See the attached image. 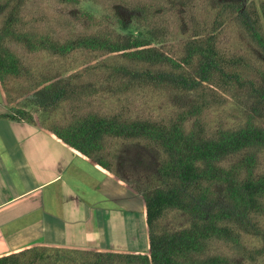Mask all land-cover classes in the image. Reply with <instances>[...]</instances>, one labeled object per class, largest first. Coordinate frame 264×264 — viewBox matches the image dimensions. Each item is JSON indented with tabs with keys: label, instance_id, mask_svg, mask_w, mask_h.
Here are the masks:
<instances>
[{
	"label": "trees",
	"instance_id": "1",
	"mask_svg": "<svg viewBox=\"0 0 264 264\" xmlns=\"http://www.w3.org/2000/svg\"><path fill=\"white\" fill-rule=\"evenodd\" d=\"M28 1L0 0L2 115L39 124L135 191L147 250L33 245L1 253L0 264L264 263V173L258 167L264 152V0H201L199 14L192 0H52L68 7L78 25L63 37L26 22L24 31L16 28ZM81 2L107 3L100 7L115 23L79 10ZM189 11L197 22L186 35ZM167 16L174 20L166 22ZM227 28L239 33L234 52L220 44ZM7 42L54 59L55 67L34 71ZM23 76L24 88L15 87L14 79ZM218 90L242 104L246 115L235 127L207 133L202 113L222 102ZM157 92L169 94L171 111L155 119L125 106L101 112L94 105L97 98L120 103ZM118 141L155 150L133 185L114 169L110 146ZM170 213L181 214L183 223L163 222ZM254 240L260 243L248 250ZM215 241L247 257L237 261L214 252Z\"/></svg>",
	"mask_w": 264,
	"mask_h": 264
},
{
	"label": "crops",
	"instance_id": "2",
	"mask_svg": "<svg viewBox=\"0 0 264 264\" xmlns=\"http://www.w3.org/2000/svg\"><path fill=\"white\" fill-rule=\"evenodd\" d=\"M6 110L0 91V254L33 245L129 250L124 241L140 197Z\"/></svg>",
	"mask_w": 264,
	"mask_h": 264
},
{
	"label": "rangeland",
	"instance_id": "3",
	"mask_svg": "<svg viewBox=\"0 0 264 264\" xmlns=\"http://www.w3.org/2000/svg\"><path fill=\"white\" fill-rule=\"evenodd\" d=\"M150 1V0H147ZM193 5L192 10L194 12H198L202 6L201 0H192ZM247 2L254 3L256 5L259 4V0H245ZM103 2L97 4H92L90 2H81L76 7L79 10H86L94 13L98 17H105L108 22L109 12L103 11L100 6L103 7ZM105 7V6H104ZM200 7V8H199ZM68 8V7H67ZM65 5L62 7L60 3L52 2V0H29L24 7V4L20 10V20L21 23L16 26L17 29L24 31V25L26 27L33 26L32 29H42L47 31L52 37H63L65 33L71 30H76L78 25L75 26L72 22V15L68 14ZM67 10V13H66ZM189 11L186 15V27L185 33L188 35L190 33L191 26L197 22V14H193ZM108 14V15H107ZM71 16V17H69ZM173 17V16H172ZM172 17H164L166 22L171 23L173 20ZM172 20V21H171ZM1 21V19H0ZM28 24V26L26 24ZM106 22V24H107ZM114 24L112 21H109ZM108 22V24H110ZM200 24V23H199ZM108 25V26H111ZM117 25V24H116ZM1 26V23H0ZM80 27V26H79ZM168 33H170L169 29H167ZM176 33V32H175ZM171 34V33H170ZM239 33L235 28H227L222 31L219 35L220 44L223 47L231 48V51L234 52L238 46L234 45V37L238 38ZM172 37V36H171ZM180 39L181 38L180 35ZM7 45L11 50L17 54L22 62L28 64L34 71L36 70H44L50 72V68L55 67L54 59H47L40 53H28L25 52L24 48H22L19 44L15 42H7ZM227 50V49H225ZM14 86L18 88V86H22L24 88V76L14 79ZM215 96L219 98L222 102L220 103H212L203 114V120L205 121V129L207 133L214 132L218 128H232L240 124L244 116L246 115V109L242 104H238L234 99H231L229 95L225 96L221 91H216ZM171 102L170 96L166 92H157L153 94H133L128 96V98L121 99V102L114 101L112 99H108L105 97L104 99L97 98V101L94 103L96 106H101V112H107L113 110V108H118L121 106H125L128 111H131L136 116L150 117L152 119L158 118L161 114L169 113L171 111V106L169 104ZM124 108V107H123ZM124 108V109H126ZM61 109V107H60ZM65 109V108H62ZM61 112H63L61 110ZM36 115L40 118V115L36 113ZM41 118H45V116L41 115ZM116 146V148H114ZM110 146V150L115 152V158L113 159L114 169L118 172L121 178H126L129 184H134L135 178L141 172L144 173L146 166H148L150 159L155 156V150H146L141 144L137 143H121L117 142L116 145ZM109 150V152H110ZM145 160V161H144ZM145 163L142 164V163ZM259 170L260 173H264V152L260 153L259 160ZM140 171V172H139ZM138 173V174H136ZM134 180V181H133ZM131 191H133L130 187L126 186ZM135 193V191H133ZM137 194V193H135ZM138 195V194H137ZM139 196V195H138ZM140 197V196H139ZM141 207L139 208V212L136 211L134 214L137 216L131 222V233L128 234V237L124 241V247H128L126 251H146L147 250V233L146 227L143 219L142 212V200L140 197ZM112 220H108L106 222L107 234L109 236V228L112 229ZM163 222L168 225H176L183 223V217L179 213H170L168 214ZM264 222V221H263ZM260 242L254 240L253 244H247L248 250H251L255 244H259ZM214 252L224 253L231 257L233 260L243 261L244 257L239 254V252L235 251L229 243H224L221 241L213 242L212 247ZM248 250L246 252H248ZM249 259H245L244 262L249 263ZM255 264H264L261 258L256 260Z\"/></svg>",
	"mask_w": 264,
	"mask_h": 264
}]
</instances>
